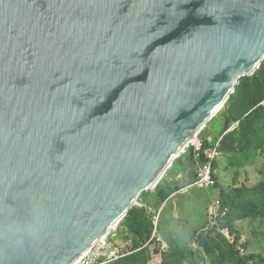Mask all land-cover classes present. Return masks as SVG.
<instances>
[{
	"label": "water",
	"instance_id": "1",
	"mask_svg": "<svg viewBox=\"0 0 264 264\" xmlns=\"http://www.w3.org/2000/svg\"><path fill=\"white\" fill-rule=\"evenodd\" d=\"M264 62V0H0V264H75Z\"/></svg>",
	"mask_w": 264,
	"mask_h": 264
},
{
	"label": "rangeland",
	"instance_id": "2",
	"mask_svg": "<svg viewBox=\"0 0 264 264\" xmlns=\"http://www.w3.org/2000/svg\"><path fill=\"white\" fill-rule=\"evenodd\" d=\"M260 68L255 72V74L260 70ZM229 107L230 105L228 100L224 108L212 120L208 122V124L198 135V141L201 142V145H203L204 143V138H209L211 141L207 142H209V144H218V146L220 147V151H222V155L217 161L218 163H221V165L219 166L218 171H216V186L213 189H209V191L208 189H204L205 191L200 192L201 194H214L212 195L216 199L214 201V204L212 206H208L207 210H204L201 207L195 208V206H197L194 203L195 199L189 198V201L190 199L192 201L186 203L195 206L186 207L188 211L186 213L184 212V215L176 210L175 213L171 215L170 221L165 220L163 219V216L158 214L160 212L158 208V197H153V194H155V192H164L165 190L169 189V186L167 184H165V187H163L164 184L162 180L159 186L154 191L142 195L135 208L140 209L141 207L149 205L150 212L155 214L156 217L153 218L155 227L156 225L158 227L161 226L160 224L164 222L162 223V229L164 230V232L171 233L169 239H175V244L178 247H183L189 244L197 245V241L193 237V233H199L200 231L206 232L208 230L221 234L229 242V244L233 245L231 242L232 240H234V237L227 234L226 230H222L220 228L221 219L215 217V212L217 210L216 205L218 201L220 202V199L219 192H214V190L223 189L229 194L231 203L236 202V211L231 213L230 216L236 219L233 220V222L237 221V230L240 234H242L241 241L243 238L246 239V241L244 242L246 244V247L244 248V245H242L240 249H238V247L236 249L240 253V250L244 248V254H258L260 256L262 255L264 258V212L253 211L254 213H251V216L247 218V216L245 214H242L241 211L244 208L251 207L253 198L251 196L242 198L235 193L236 189L242 187L250 188L264 180V111H262L263 113L260 116L262 123H248L244 121L243 124H241V121H237L232 125V127L234 125L236 126H234L235 128L233 129V134L225 136L226 124L224 118L226 116V113L228 112ZM244 133H247L248 139L242 145L241 143H239V140L242 139V135ZM198 145L199 142L197 143V145L190 146V148L187 149L184 155L176 159V161L180 159H182V161L189 160L186 164L187 166H182L183 163L178 166L181 161H175L176 164L174 162L172 168L168 172L171 173L173 168H175V170H179L181 169V167H183L182 170L183 173H185V176H191L193 173H195V169H198L199 165V159L196 158V152L199 151ZM224 145L225 147L222 149V146ZM191 163L194 164L193 168L190 167ZM167 174L165 175L164 179L166 178V176H168L169 178V175ZM172 183H175V185H177L176 182ZM203 199L206 202L205 197H203ZM151 204L154 208L151 206ZM182 204L183 202L181 200H177L178 206ZM220 207H222L221 202ZM226 208L227 211L230 212L229 208ZM211 209H213L212 213ZM228 215L229 213L227 214V216ZM122 224L115 230H113L110 234H108L109 241H111L112 243L115 242V247L117 248L118 246L124 252H132L130 248L133 246V233H129L128 227ZM198 228H201L199 232H197ZM135 229L136 227L133 228V230ZM130 231H132L131 228ZM160 236L163 238L162 235ZM151 246L153 248L156 247L159 249V246L155 242ZM194 248L197 247L195 246ZM167 250L168 246L166 251ZM160 256L161 253L159 255H153V258L149 259L150 261L148 262V264H160L162 260V257Z\"/></svg>",
	"mask_w": 264,
	"mask_h": 264
},
{
	"label": "trees",
	"instance_id": "3",
	"mask_svg": "<svg viewBox=\"0 0 264 264\" xmlns=\"http://www.w3.org/2000/svg\"><path fill=\"white\" fill-rule=\"evenodd\" d=\"M229 105L230 107L228 108V112L224 118L226 124L225 136L233 134L234 130L229 131V129L237 121H241V124H243L244 121L248 123H262L260 116L263 113L262 111H264V62L260 70L254 76L244 77L241 79L240 85L236 88L235 93L231 95L229 99ZM247 139V133H244L242 135V139L239 140V143L243 145ZM225 145L222 146V149ZM209 147L210 144L207 141H204L202 151L199 152L200 163H204L206 161V158L203 156V151ZM177 161H181L178 166L183 163L182 159ZM217 168L218 162L214 161L212 169L214 172V179L216 180L217 175L215 174V171ZM174 169L175 168H173V170ZM167 175H170V172H168ZM162 182L164 184L163 187L167 184L169 189L164 192L157 191L153 194V197L157 196L159 199L158 208H160L173 193H176L180 189L179 184L176 183L177 185H175V183L170 182L168 176H166ZM150 192L151 191L145 193ZM235 193L242 198L247 196H251L253 198L251 207L244 208L241 211L242 214L247 216V218H249L251 216L250 214L255 211L264 212V180L250 188L242 187L236 189ZM219 199L222 204L221 211H223L226 207L230 210L227 217L220 218V228L222 230L229 229L230 233L235 236L234 245L229 244V242L221 234L209 230L201 232L200 228L197 231H200L199 233L195 232L193 234V237L197 241V245L189 244L183 247H178L175 244V239L171 240L169 237H164L162 235L168 244V250L166 252H159V249L156 247L144 248V245L150 240L155 228L153 221L155 214L150 212V206L147 205L145 207H141L140 209H136L135 207L131 209L122 224L128 227L129 233H133V246L130 248L132 251L131 254L110 264H148L150 261L149 259L153 258V255H159L160 253L162 257L160 264H264V258L262 255H240L236 248L242 245H244L243 247L245 248L246 244L244 242L246 239L243 238L241 241L242 234H240L237 230V221L233 222V220L236 219L230 216L231 213L236 211V202L231 203L229 194L223 189L219 190ZM134 227H136L135 230H133ZM130 228L132 231H130ZM195 246L197 248H194Z\"/></svg>",
	"mask_w": 264,
	"mask_h": 264
},
{
	"label": "built area",
	"instance_id": "4",
	"mask_svg": "<svg viewBox=\"0 0 264 264\" xmlns=\"http://www.w3.org/2000/svg\"><path fill=\"white\" fill-rule=\"evenodd\" d=\"M199 151L202 148L201 143H199ZM197 146V147H198ZM203 154L206 158V162L200 164L196 171V178L193 183V186L198 189H210L216 186V181L213 178L212 174V162L218 160L221 156L220 147L218 144L214 147L205 149ZM198 156V155H197ZM217 210L215 212L216 218H225L227 216V209H223L221 211L220 202L217 203ZM213 209H211V213ZM157 226L150 238V240L144 245L145 247H152L151 245L155 242L159 246L161 252H165L167 249L166 241L157 233ZM227 234L231 235L228 229H225ZM232 236V235H231ZM234 237V236H233ZM235 240H232V244ZM113 244V245H112ZM115 243L109 241V238L102 239L95 248L87 255L83 256L76 264H110L115 262L125 256L131 254V252H124L121 248L117 246L115 247ZM240 249V247H239ZM240 253L244 255L245 250L242 248Z\"/></svg>",
	"mask_w": 264,
	"mask_h": 264
},
{
	"label": "crops",
	"instance_id": "5",
	"mask_svg": "<svg viewBox=\"0 0 264 264\" xmlns=\"http://www.w3.org/2000/svg\"><path fill=\"white\" fill-rule=\"evenodd\" d=\"M223 123H224V119H223ZM234 126L230 128V131H232L236 127V126L235 127ZM207 137H208V135H207ZM204 141H211V140L209 138H204ZM211 145H214V144L210 143V146ZM188 161L189 160H186V161L184 160L182 166H184V165L187 166L186 164ZM198 163H200V162H198ZM220 165H221V163H218V168ZM190 167L193 168L194 164L191 163ZM182 168L183 167H181V169H179V170H175V169L172 170V172L169 175V181L170 182H176L177 184H179L180 189L176 193H173L159 208L160 212L158 214L163 216V219L168 220V221L171 220V215H173L176 210L179 211L180 213H182L183 215H184V212L186 213L188 211L186 209V207H189V206L197 205V206H195V208L201 207L204 210H207L208 206H212L214 204V201L216 200L215 197L212 196L214 194H212V193L201 194L200 192L205 191V190L204 189H198V188L193 186V183H194L195 178H196L197 169H195V173H193L191 176H189V175L185 176V173H183ZM218 168L216 169V171H218ZM216 171H215V174H216ZM220 186H221V184H220ZM210 189H213V188H210ZM219 190H214V192H219ZM208 191H209V189H208ZM202 196L205 197L206 202L204 201ZM189 198L195 199V201H194L195 205L186 203V202L192 201L191 199L189 201ZM177 200H181L183 202V204L178 206ZM183 218H184V216H183ZM159 220H160V217H159ZM162 223H164V222H162ZM162 223L160 224L161 226H159V231H158V226L156 225L157 226V229H156L157 233L159 232L160 235H163L164 237H169L171 235V233L164 232V230L162 229V226H163ZM154 224H155V222H154ZM198 229H200V228H198Z\"/></svg>",
	"mask_w": 264,
	"mask_h": 264
},
{
	"label": "clouds",
	"instance_id": "6",
	"mask_svg": "<svg viewBox=\"0 0 264 264\" xmlns=\"http://www.w3.org/2000/svg\"><path fill=\"white\" fill-rule=\"evenodd\" d=\"M229 131H230V129H229ZM229 131H228V132H229ZM214 145H216V144H214ZM214 145H211L209 148L214 147ZM202 147H203V145H202ZM207 149H208V148H207ZM200 151H202V148H201ZM200 151L196 152V158H197V159H199V155H200L199 152H200ZM220 152H221V151H220ZM197 155H198V156H197ZM221 155H222V153H221ZM203 156H204V154H203ZM204 157H205V156H204ZM220 157H221V156H220ZM219 159H220V158H219ZM219 159H218V160H219ZM218 160H215V162L218 161ZM206 161H207V160H206ZM206 161H205V162H206ZM205 162H204V163H205ZM213 162H214V161H213ZM213 162H212V164H213ZM200 164H203V163H199V165H200ZM199 165H198V166H199ZM212 174L214 175L213 169H212ZM213 178H214V176H213ZM214 180L216 181V179H214ZM154 230H155V229H154ZM224 230H225V229H224ZM228 231H229V229H228ZM229 233H230V231H229ZM230 234H231V233H230ZM159 235H160V234H159ZM231 235H232V234H231ZM232 236H234V235H232ZM163 239H164V238H163ZM164 240H165V239H164ZM234 240H235V236H234ZM113 243H115V242H113ZM166 243H167V242H166ZM234 243H235V242H234ZM234 243H233V245H234ZM167 246H168V244H167ZM239 247H241V246H238V249H239ZM243 249H244V248H243ZM160 252H161V251H160ZM165 252H166V251H165ZM240 255H241V256H245L246 254L242 255V254L240 253ZM160 257H161V256H160Z\"/></svg>",
	"mask_w": 264,
	"mask_h": 264
},
{
	"label": "bare ground",
	"instance_id": "7",
	"mask_svg": "<svg viewBox=\"0 0 264 264\" xmlns=\"http://www.w3.org/2000/svg\"><path fill=\"white\" fill-rule=\"evenodd\" d=\"M198 142L201 143L200 141H197L196 139H194V140L191 141L190 145H191V144H192V145H197ZM192 145H191V146H192ZM110 233H111V232H110ZM110 233H108V234H110ZM108 234H107V236H106L107 238H108ZM75 264H76V263H75Z\"/></svg>",
	"mask_w": 264,
	"mask_h": 264
}]
</instances>
